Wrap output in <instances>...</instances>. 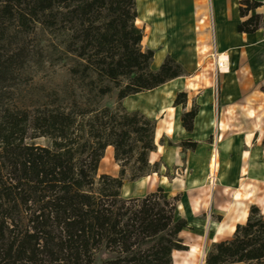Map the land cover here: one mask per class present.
<instances>
[{
  "label": "trees",
  "instance_id": "trees-1",
  "mask_svg": "<svg viewBox=\"0 0 264 264\" xmlns=\"http://www.w3.org/2000/svg\"><path fill=\"white\" fill-rule=\"evenodd\" d=\"M263 7L238 6L237 34L264 32ZM136 0H0V264H173L188 253L177 220L180 197L158 189L124 200L125 183L159 175L150 166L157 124L128 113L123 102L189 78L167 58L157 72L136 27ZM41 33L49 67L65 63L68 81L45 91V104L13 99L33 59L27 40ZM114 97L113 108L103 106ZM177 95L181 126L193 135L199 108ZM47 140L48 148L35 145ZM169 147L173 146L169 144ZM184 154L198 144L184 141ZM113 150L118 178L99 176ZM221 223V219H218ZM205 264H264V216L252 207L230 241L212 245Z\"/></svg>",
  "mask_w": 264,
  "mask_h": 264
},
{
  "label": "crops",
  "instance_id": "crops-1",
  "mask_svg": "<svg viewBox=\"0 0 264 264\" xmlns=\"http://www.w3.org/2000/svg\"><path fill=\"white\" fill-rule=\"evenodd\" d=\"M240 1L136 0V27L144 35L143 51L154 54L152 70L157 72L171 58L190 77L123 102L128 113H139L157 124V161L150 166L160 163L161 170L154 189L139 188L147 178L135 184L125 183L122 191L129 188L131 196L122 199H142L161 189L167 200L180 197L176 217L181 212L186 223L209 211L221 219V223L209 227L212 245L230 241L236 228L246 224L252 207L264 216V32L254 36L237 34ZM252 1L263 5L253 15L264 16V0ZM215 55L230 61L229 75L219 79L232 96L226 103L229 114L217 126L222 141V173L209 197L210 154L206 145L212 128L205 98L214 82ZM179 94L188 96L186 112L193 103L199 108L193 135L182 129V108L173 107ZM188 140L198 144L193 154H184L179 148ZM175 170L181 177L171 176L169 181L166 175ZM215 235L220 236L218 240H214Z\"/></svg>",
  "mask_w": 264,
  "mask_h": 264
},
{
  "label": "rangeland",
  "instance_id": "rangeland-1",
  "mask_svg": "<svg viewBox=\"0 0 264 264\" xmlns=\"http://www.w3.org/2000/svg\"><path fill=\"white\" fill-rule=\"evenodd\" d=\"M38 36L35 38H30L27 40L29 50L33 52V59L31 61L30 66L27 68L25 72L24 79L20 81V85L18 86L16 97L13 99L15 103L21 104L25 108H33L34 106L40 104H45V91L50 88V86H53L58 91H62L65 87L66 82L68 81V77L66 75L67 65L65 63H61L58 65H55L53 69L49 67L48 60H45L44 55V48H45V37L43 34L38 33ZM213 63V62H212ZM216 64V62H215ZM227 85L221 84L219 79V108H218V114L216 112V108L214 107L215 99L213 97L214 92V82L213 86H211L210 89H208L209 93H207L205 100L208 103V112H209V124L210 127L213 122L216 123V128H212L211 131V137L208 140L206 145V150L209 152V162L210 158L213 155V152L215 150H218L221 146V139L217 130L218 123L222 120V118L226 117L229 114V110L226 109L228 98L232 96L230 92H228ZM114 105V97L111 100H105L103 102V106L113 108ZM192 106L190 107V110L192 109ZM35 145L42 148H48L49 142L47 140H39L35 142ZM220 155V152H219ZM221 161L219 159V165ZM209 165V164H208ZM159 169L161 170V164H158ZM209 167V166H208ZM220 173H222L221 168L219 169L216 179H215V188L218 186V178L220 176ZM111 176V177H117L118 171L115 168L114 160H111V163L109 165H106L101 168L99 176ZM170 181V177L173 176L174 178L181 177V173L179 170H175L169 174L166 175ZM208 179V188L210 189L211 182H210V171L207 176ZM209 210V209H208ZM177 220H182V214L181 212L177 214ZM189 225V229L185 231L181 237V240L184 243V246L188 248L190 251L191 249V243L196 239V237H200L199 234H197L198 228H202L203 232L201 233V239L205 240V243L203 245V264H205L206 255L209 252V250L212 247V238H211V232L209 230L210 225L217 224L218 218L213 216L209 211H207L206 214L200 216L196 220L187 222ZM101 256L97 259V264H101Z\"/></svg>",
  "mask_w": 264,
  "mask_h": 264
},
{
  "label": "bare ground",
  "instance_id": "bare-ground-1",
  "mask_svg": "<svg viewBox=\"0 0 264 264\" xmlns=\"http://www.w3.org/2000/svg\"><path fill=\"white\" fill-rule=\"evenodd\" d=\"M220 63L222 64L223 70L222 75L228 76L230 73V61L228 57H222L220 59ZM211 128H216V123L213 122L211 125ZM113 159V150L108 149L105 154V158L100 164L99 173L102 167L109 165L111 163V160ZM219 152L218 150H215L213 152V155L210 158L209 162V171H210V182L211 186L209 189V197H211L212 192L215 188V179L216 175L220 169L219 167ZM157 161V155L151 154L149 157V163L155 164ZM116 170H119V168L115 165ZM156 185V175H152L150 178H147L144 182V184L140 185L139 188L142 190L149 189L152 190L155 188ZM131 196V191L129 188H125L122 191V198H126ZM197 234H199L200 237H196V239L191 243V249L188 253H178L173 256V264H203V245L205 243V240L201 239V233L203 232L202 228H198ZM230 229H227V232L230 233ZM182 236V235H181ZM220 236L215 235L214 240H218Z\"/></svg>",
  "mask_w": 264,
  "mask_h": 264
},
{
  "label": "built area",
  "instance_id": "built-area-1",
  "mask_svg": "<svg viewBox=\"0 0 264 264\" xmlns=\"http://www.w3.org/2000/svg\"><path fill=\"white\" fill-rule=\"evenodd\" d=\"M214 59H216V73H215V77H214V92H213V97L215 99V104H214V107L217 109L216 112L218 114V108H219V98H218V95H219V78L220 76H222V70H223V67H222V64L220 63V59L218 58L217 55L214 56Z\"/></svg>",
  "mask_w": 264,
  "mask_h": 264
}]
</instances>
